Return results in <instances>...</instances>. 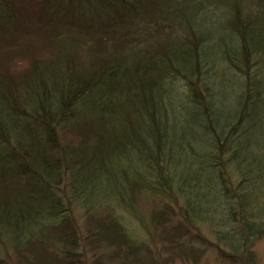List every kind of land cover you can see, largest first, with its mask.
<instances>
[{
	"label": "trees",
	"instance_id": "1",
	"mask_svg": "<svg viewBox=\"0 0 264 264\" xmlns=\"http://www.w3.org/2000/svg\"><path fill=\"white\" fill-rule=\"evenodd\" d=\"M263 148L264 0H0V264L189 262L203 225L252 264ZM143 195L167 261L118 217Z\"/></svg>",
	"mask_w": 264,
	"mask_h": 264
},
{
	"label": "rangeland",
	"instance_id": "2",
	"mask_svg": "<svg viewBox=\"0 0 264 264\" xmlns=\"http://www.w3.org/2000/svg\"><path fill=\"white\" fill-rule=\"evenodd\" d=\"M23 2L27 3L30 0H22ZM223 14H225V8L223 7L221 11L219 12V18L223 19ZM46 36L42 37L39 39L37 35L31 39L35 42L39 43H44L45 42ZM26 39H23L22 37L19 40L20 44L26 43ZM35 42H32L33 44H36ZM17 48H5L3 53L6 51H11L15 52ZM12 67L14 66V63H11ZM220 63L219 65H221ZM218 66V68H220ZM237 86V82L235 83ZM234 86L235 88H237ZM232 86V88L234 89ZM257 127L256 129L258 130ZM261 133V130L259 131V134ZM264 150V148H263ZM182 171V168L179 169V173ZM65 188V185L62 187ZM68 188H66L67 190ZM60 197L64 201H68L65 199L61 194H59ZM70 195V193L68 194ZM112 199V198H110ZM137 208L140 211V218L143 219L144 222H142L145 225L149 227L150 233H152V236H150L148 229L146 228V231L142 228V223L140 220L135 218L133 214L129 212H124L121 210H117L118 217L121 221V223L124 225V227L128 230V232L136 239L142 241V242H147L149 244V249L155 253L156 257L162 258V260L167 261L168 260V251L164 249V242L161 237V232L162 230H156L152 227H150V217L149 213L152 210V202L151 199L148 198L147 196L143 195L141 196L138 201ZM113 205V204H112ZM73 210L74 213L72 214V219H74L75 226L79 232V235L82 237V235L85 234V219L86 215L84 210L81 208V205L75 203L73 205ZM177 224V221H174L173 224ZM178 235L183 236L184 242L188 244H193L190 245L191 248L193 247L195 250L193 254L195 256L189 261V262H183L180 260V258H176L173 262L168 263V264H230L225 262L224 260L221 259V257L218 255L217 250L215 249V246L217 244V238L215 236V232L209 228L207 225H203L199 230H196L195 228H189L188 230H181ZM153 239V240H152ZM154 241V242H153ZM205 244H208L209 246H206ZM166 246V245H165ZM85 251L82 255L84 264H115L112 263V261L108 260V258L103 255V252L101 249L95 248V247H90L89 245H83ZM4 254L6 255L4 257V261L6 264H13V258L11 256L7 255L5 252ZM192 254V255H193ZM254 255V262L250 261L252 264H264V238L257 240L254 243L253 250H252V256ZM104 256V257H103ZM99 261V262H98ZM147 264V263H146ZM152 264V263H149Z\"/></svg>",
	"mask_w": 264,
	"mask_h": 264
}]
</instances>
